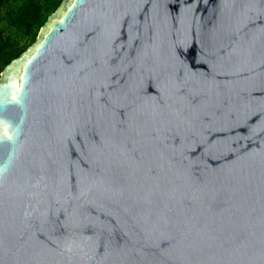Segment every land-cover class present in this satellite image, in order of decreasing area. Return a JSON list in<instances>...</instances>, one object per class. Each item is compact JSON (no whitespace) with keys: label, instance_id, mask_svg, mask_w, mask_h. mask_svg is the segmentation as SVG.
Masks as SVG:
<instances>
[{"label":"water","instance_id":"water-1","mask_svg":"<svg viewBox=\"0 0 264 264\" xmlns=\"http://www.w3.org/2000/svg\"><path fill=\"white\" fill-rule=\"evenodd\" d=\"M0 264H264V0H62L0 74Z\"/></svg>","mask_w":264,"mask_h":264},{"label":"trees","instance_id":"trees-1","mask_svg":"<svg viewBox=\"0 0 264 264\" xmlns=\"http://www.w3.org/2000/svg\"><path fill=\"white\" fill-rule=\"evenodd\" d=\"M62 0H0V74L35 42Z\"/></svg>","mask_w":264,"mask_h":264}]
</instances>
